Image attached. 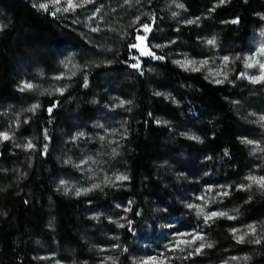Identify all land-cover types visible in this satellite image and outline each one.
I'll list each match as a JSON object with an SVG mask.
<instances>
[{
    "label": "trees",
    "instance_id": "trees-1",
    "mask_svg": "<svg viewBox=\"0 0 264 264\" xmlns=\"http://www.w3.org/2000/svg\"><path fill=\"white\" fill-rule=\"evenodd\" d=\"M177 2L197 19L214 3L222 4L214 8L211 19L202 23L218 36L222 46L230 48L233 56H240L230 81L213 84L203 74L186 72L173 64L168 52L178 47L195 52L198 37L196 25H179L172 17V3ZM96 3L102 23L96 33L86 35L74 24L78 11H49L41 7L40 0H0V106H7L4 116L0 114V264H54L56 260L48 255L58 256L64 264L88 263L92 258L90 230L95 225L87 216L88 204H98L105 210L115 200L125 203L132 198L135 207L131 216L140 221L150 210L145 198L154 204L164 202L171 188L163 187L155 167L163 159L167 128L157 126L155 121L163 117L177 120L179 108L167 101L169 95L185 106L194 104L199 118L206 121L201 152L214 160H225L228 151L226 161L239 170L247 162L249 146L237 132L238 128L245 129L239 116L242 106L262 87L241 79L242 56L245 40L259 22L258 12L264 13V0ZM236 19L238 24H232ZM225 20L228 23L222 25ZM144 25L150 28L147 41L151 56L140 55L132 47L137 37L145 36ZM155 41H173L175 45L169 51H158L151 45ZM62 60L70 61L71 69L61 77L59 89L49 83L43 90L19 88L22 74L39 68L48 78ZM136 64L139 67L132 66ZM110 95L124 102L118 113L126 124L123 143L131 149L125 155L130 173L128 191L107 189L74 196L62 184L71 169L56 158L60 133L73 131L72 119L91 124L98 111L111 103ZM67 113L72 116L70 120ZM5 114L11 116L12 123L4 119ZM208 122L212 130L206 126ZM89 126L86 128L90 131ZM29 143L31 148L27 147ZM228 201L239 210L237 223H264V192L252 189ZM234 225L235 221L218 219L207 227L213 245L204 256L222 260L231 249L246 257L237 264H264V227L259 232L262 243L242 247L230 234ZM121 235L128 246L132 237L126 229ZM117 264H131L129 256L122 255Z\"/></svg>",
    "mask_w": 264,
    "mask_h": 264
},
{
    "label": "rangeland",
    "instance_id": "rangeland-1",
    "mask_svg": "<svg viewBox=\"0 0 264 264\" xmlns=\"http://www.w3.org/2000/svg\"><path fill=\"white\" fill-rule=\"evenodd\" d=\"M71 2L75 5L72 8L68 7L69 0H59V3L55 0H40V5H47V8L43 9L53 12L78 11L79 16H75V26L82 28L83 34L96 33L102 23L98 17L96 0H71ZM221 5L214 3L208 12L202 13V17L197 19L178 2L172 3L171 15L176 19V23L183 26L196 25L198 36L196 50L186 51L179 47L170 50L169 47L175 45L173 41H155L151 43L152 48L158 51L170 50L168 53L173 64L186 72L201 73L213 84L230 81L236 73L240 56L239 54L233 56L230 48L222 46L218 36L211 33L208 28L205 29L202 23L211 19L214 8ZM257 16L259 22L245 40L241 79L262 88L260 91H255L242 106V116H239L245 129L238 128L237 132L241 135V140L249 146L248 159L242 171L226 161L229 158L228 151L225 152V160H214L212 156L201 152L199 146L202 128L206 121L199 118V111L194 104L186 103L185 106L176 97L167 96V101L179 108L178 118L170 121L163 117L155 121L157 126L167 128L163 140L165 147L163 159L155 168L163 181V187L171 188L170 195L163 203L158 204L145 198L144 203L150 210L140 221L131 216L132 208L135 207V200L132 198H128L125 203L124 200H115L111 208L105 210L98 204H88L87 216L95 225L90 230L92 234L89 239L92 258L88 263L83 262V264H117L120 257L125 254L129 256L131 264H237L238 261H244L245 256L231 249L227 250L228 256L222 260L204 256V251L213 245L207 234V227L218 219L235 221L230 234L237 246L255 247L262 243L263 239L259 232L260 227H264V223L261 226L255 222L237 223L239 210L228 201L235 194L249 192L252 189L264 192V188L248 179V177H264V143L262 142L264 120H261V117H264V79L257 82H253L252 79L264 76V68H262L264 13L258 12ZM234 21L232 24L237 25L238 20ZM222 23L226 25L228 20ZM213 24L214 22H211L210 27H213ZM107 30L111 31L108 28ZM148 32L145 36H140L146 39H137L136 42L135 49L143 56L152 55L147 41ZM209 41L214 43L210 44ZM62 61L48 78L39 68L22 74L19 88L43 90L46 83H49L59 89L61 77L71 69L70 61ZM25 84H32L33 87L25 88ZM109 98L111 103H107V108L98 111L91 124L84 125L72 119L73 131L60 133L62 138L55 150L56 158L71 169L70 172L65 173L62 184L68 193H73L74 196H87L107 189L128 191L130 173L125 155L130 153L131 149L123 143L127 136L126 124L122 122L118 113V109L123 108L124 102L116 95H110ZM5 109H7L6 105L0 106L1 115ZM17 110L21 112L22 108ZM69 118L72 116L67 113L66 119L70 120ZM4 119L6 121L10 119L12 123L10 115L5 114ZM208 125V129L212 130V123L208 122L206 126ZM86 126L91 130L89 131ZM69 143L75 144L74 147L68 148L69 146L66 145ZM237 173L239 174L236 175ZM120 176H125L127 179H117ZM78 191L79 195H77ZM213 212L226 213V215L215 216L205 222V216ZM124 229L132 237L128 246L124 245L121 235ZM241 236L242 241L239 240ZM198 248L200 251H197ZM47 257L56 260L54 264L65 263L56 255Z\"/></svg>",
    "mask_w": 264,
    "mask_h": 264
},
{
    "label": "snow or ice",
    "instance_id": "snow-or-ice-1",
    "mask_svg": "<svg viewBox=\"0 0 264 264\" xmlns=\"http://www.w3.org/2000/svg\"><path fill=\"white\" fill-rule=\"evenodd\" d=\"M55 2H57V3H59V0H55ZM222 2H223V0H222ZM75 5H73V3L71 2V0H69V3H68V7L69 8H72V7H74ZM41 7L42 8H47V5H41ZM181 7H182V5H181ZM67 9H65V11H66ZM190 23H191V21H189ZM235 22V21H234ZM143 28H144V31H150V28H149V26L148 25H144L143 26ZM137 39L138 40H143V39H146V37H137ZM209 43L211 44V43H214V41H209ZM132 47H137V45H132ZM158 59H162V57H157ZM189 63H192V62H189ZM133 67H139V65L138 64H136V65H132ZM250 66V65H249ZM262 68H264V65H262ZM253 79V82H257V81H259L260 79H264V76H262V77H253L252 78ZM219 82V81H218ZM24 87L25 88H32L33 87V85L32 84H25L24 85ZM35 107V106H34ZM49 112H51V108L49 109ZM261 120H264V117H261ZM4 139H7L8 137L5 135L4 137H3ZM247 143H251V141H247ZM27 147H29V148H31L32 147V145H31V143H29L28 144V146ZM117 179H119V180H124V179H127V177H125V176H120V177H117ZM248 179H250L251 181H253L254 183H256V184H258L260 187H262V188H264V177H261V178H256V177H248ZM87 191V190H86ZM80 194V192L78 191L77 192V195H79ZM224 195H227V193H224ZM191 207V206H190ZM198 214H200V213H198ZM224 215H226V213H216V212H213V213H210L209 215H207V216H205V222H207L209 219H211L212 217H215V216H224ZM229 219H232V217H229ZM198 239H202V237H197ZM239 240H243V237L241 236L240 238H239ZM201 247H203V245L201 246ZM208 247H211V245H208ZM197 251H200V249L198 248L197 249Z\"/></svg>",
    "mask_w": 264,
    "mask_h": 264
}]
</instances>
